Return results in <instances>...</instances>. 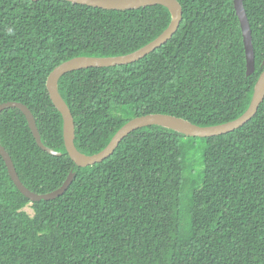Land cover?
<instances>
[{"label": "trees", "instance_id": "1", "mask_svg": "<svg viewBox=\"0 0 264 264\" xmlns=\"http://www.w3.org/2000/svg\"><path fill=\"white\" fill-rule=\"evenodd\" d=\"M176 1L182 18L166 44L132 64L59 79L80 154L99 153L136 117L210 127L248 109L264 70V0H242L254 50L249 77L233 0ZM170 22L159 5L119 11L0 0V104L25 105L43 145L61 155L37 146L17 109L0 113V145L33 193L53 192L75 175L60 197L30 202L0 156V264H264V99L249 122L224 135L193 138L149 126L85 168L65 150L49 74L77 57L130 54ZM182 139L202 141L198 162Z\"/></svg>", "mask_w": 264, "mask_h": 264}, {"label": "water", "instance_id": "2", "mask_svg": "<svg viewBox=\"0 0 264 264\" xmlns=\"http://www.w3.org/2000/svg\"><path fill=\"white\" fill-rule=\"evenodd\" d=\"M33 2L42 0H30ZM77 5H84L87 7L98 8L102 10H135L148 6H163L165 7L170 15L171 22L167 29L159 35L156 39L145 45L144 47L124 56L118 57H106V58H95V57H77L70 59L59 66H57L48 76L46 87L50 99L54 107L59 111L63 122V140L64 147L69 158L74 162V164L79 168H85L88 166H93L97 163H101L108 157H110L114 150L117 148L119 143L134 131L139 129L149 127V126H161L174 130L185 136L193 138H211L215 136L224 135L237 130L249 122L257 113L259 105L264 99V70L258 76L255 83L252 98L248 109L239 118L216 126L210 127H199L193 125L180 118L154 114L146 115L141 117H136L129 120L124 124L112 137L108 145L99 153L92 156H84L80 154L74 146V122L70 110L66 106L65 102L61 98L58 92V81L59 79L67 73L89 69V68H108L116 67L122 65L132 64L154 52L156 49L160 48L166 42H168L172 36L176 33L180 26L182 18V10L179 3L176 0H63ZM233 7L236 16L239 20L243 45L245 51L246 60V76H251L255 71V61H254V50L252 45L251 30L249 22L243 7L242 0H233ZM264 68V59L261 65ZM7 109H17L19 110L26 119L27 125L31 131V134L37 144V146L44 152L51 156H60L61 154L55 152L43 145L40 134L36 127L35 119L30 112V110L23 104L18 102H5L0 104V113ZM264 155V150H263ZM0 156L4 162L7 169V173L12 183L16 189L25 196L30 202L39 201H51L54 200L65 193L70 184L72 183L75 175L70 173L65 180V182L55 191L47 194H36L28 190L19 180L15 168L13 166L12 160L5 151V149L0 145Z\"/></svg>", "mask_w": 264, "mask_h": 264}, {"label": "rangeland", "instance_id": "3", "mask_svg": "<svg viewBox=\"0 0 264 264\" xmlns=\"http://www.w3.org/2000/svg\"><path fill=\"white\" fill-rule=\"evenodd\" d=\"M182 145L188 147L190 149L191 152V156L193 160H196V162H198L197 160L202 157V153H203V143L201 140L199 139H182ZM196 173H198L199 167H195ZM29 215H32V212L30 210V208L26 207L24 209Z\"/></svg>", "mask_w": 264, "mask_h": 264}]
</instances>
